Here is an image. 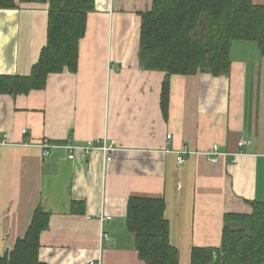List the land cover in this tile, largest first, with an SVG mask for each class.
Wrapping results in <instances>:
<instances>
[{"label": "crops", "instance_id": "crops-1", "mask_svg": "<svg viewBox=\"0 0 264 264\" xmlns=\"http://www.w3.org/2000/svg\"><path fill=\"white\" fill-rule=\"evenodd\" d=\"M18 1L0 10V76H28L46 46L47 4ZM151 3L95 0L77 71L50 75L27 95H0V141L8 142L0 146V254L41 207L49 215L42 263L145 264L126 228L127 202L162 198L169 242L179 264H190L192 248L220 246L226 214L264 203V56L252 42H234L227 75L170 76L165 117L166 75L137 61L140 14ZM43 138L56 146L99 139L110 160L80 150L69 159L60 147L44 158L23 144ZM214 146L224 153L216 163L208 155ZM178 152H187L182 165Z\"/></svg>", "mask_w": 264, "mask_h": 264}, {"label": "trees", "instance_id": "trees-1", "mask_svg": "<svg viewBox=\"0 0 264 264\" xmlns=\"http://www.w3.org/2000/svg\"><path fill=\"white\" fill-rule=\"evenodd\" d=\"M18 4H47V33L46 46L28 76H0V95L12 97L44 89L50 75L77 71L79 42L88 15L95 10V0H19ZM14 8L18 6L13 0H0V10ZM140 20L137 61L146 71L166 75L160 93L165 117L170 76L227 75L234 42H252L264 56V6L252 0H152ZM249 206V214H226L220 246L192 248L190 264H264V203ZM125 220L141 261L179 264V252L169 242L162 198H129ZM48 222V213L38 207L25 235L0 254V264H44L38 258L39 237Z\"/></svg>", "mask_w": 264, "mask_h": 264}, {"label": "built area", "instance_id": "built-area-1", "mask_svg": "<svg viewBox=\"0 0 264 264\" xmlns=\"http://www.w3.org/2000/svg\"><path fill=\"white\" fill-rule=\"evenodd\" d=\"M26 133L27 132H26L25 129L21 130V134L23 136L26 135ZM167 139H170V135H167ZM7 143L8 142L6 141V136L4 135L2 140L0 141V146H3L5 144H7ZM23 144L25 146H32V147H36V148L41 149L44 158H46V157H48L50 155L51 150L53 148L60 147V148L66 150V151H68L70 153V155L68 156L69 159L73 158V153L75 151L80 150V151H83L85 154H89L92 151H100L106 156V158H105L106 161L110 160V157L107 154L111 152V148L108 147L105 144V142H101L99 139L88 140L82 146L72 145L69 142H68V144H64V145H61V146H56L53 143L49 142L45 138H43L42 140H39V141H37L35 143L26 141V142H23ZM244 144H246V141L240 140L237 145H238V147H242V146H244ZM185 154H187V152H178L177 153L176 160H177V164L178 165H182L184 163V161H185L184 155ZM223 154H224L223 152H220L218 150L217 146H214L208 155L210 156V161L212 163H216L218 161L219 157L223 156ZM103 220H109V217H102L101 221H103ZM101 237L103 239H105V240L108 239L106 234H102Z\"/></svg>", "mask_w": 264, "mask_h": 264}, {"label": "rangeland", "instance_id": "rangeland-1", "mask_svg": "<svg viewBox=\"0 0 264 264\" xmlns=\"http://www.w3.org/2000/svg\"><path fill=\"white\" fill-rule=\"evenodd\" d=\"M238 44H240V43H236L235 45H238ZM12 247H13V246H12V243H11V241H10V243H9L8 246H7V249H8L7 251H9V249L11 250ZM7 251H5V252H7ZM5 252H4V253H5ZM2 253H3V252H2ZM4 253H3V254H4Z\"/></svg>", "mask_w": 264, "mask_h": 264}]
</instances>
